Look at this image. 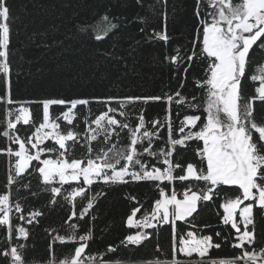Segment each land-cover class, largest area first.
Returning <instances> with one entry per match:
<instances>
[{"label": "trees", "instance_id": "trees-1", "mask_svg": "<svg viewBox=\"0 0 264 264\" xmlns=\"http://www.w3.org/2000/svg\"><path fill=\"white\" fill-rule=\"evenodd\" d=\"M6 4L9 8L8 63L11 71L8 79L11 98L14 102H27L24 106L31 112L29 124L21 122L17 125L16 133L21 139L27 140L42 122L41 101L87 99L88 105H77L74 110L76 119L72 124L61 122L62 132L68 129L80 134L87 132L91 121L111 107L117 111L110 115L127 123L129 128L137 127L142 115L145 127L141 134L145 130L158 132V136L151 138V151L157 155L144 153L139 157L148 165V170L154 166L164 171L168 167L163 163L165 156L160 154L161 150L165 153L171 150L168 159L173 166L180 165L174 167L173 176L186 174L188 163L195 164L198 169L201 167L198 149L203 147V142L188 140L184 145L173 148L169 143L166 118L171 120V139H180L189 131L190 126L185 127L184 133L179 131L186 115L196 114L201 116V121L206 120L207 87H199L196 82H203L209 74L210 58L201 55L202 43L197 42V56L191 61L187 59L193 50L192 41L198 29L202 30L200 20L206 10L211 11L206 0H201L199 17L196 15L197 0H6ZM105 16L115 28H110L108 35L98 41L95 39L96 28L107 27L108 22L103 20ZM83 26H87V31L82 30ZM158 33L166 34L167 41L159 39ZM260 43L257 41L249 51L245 76L241 80L240 103L251 100L252 119L257 124H264V101L254 99L258 96L255 89L260 82L250 79L251 75H258L264 65V49L259 47ZM172 57L178 58L173 61ZM7 87L4 75L0 74V97L6 95ZM177 92L186 98L185 103H176L179 99ZM169 96L173 97L170 105ZM149 97L161 99H143ZM189 103L199 105V108H190ZM18 107L20 103L0 102V133L6 128L7 112ZM69 107V104L52 105L50 114L55 118ZM120 112L125 115L121 116ZM154 121L159 122L155 129ZM200 126L198 122L197 129L192 130H198ZM116 132L119 136L114 133L108 142L102 136L93 141L91 155L94 157L112 144L121 150L130 144L129 129L117 128ZM255 136L254 133V139ZM54 144L52 140L47 147ZM148 145L145 138L137 149L142 152ZM9 146L14 151L19 148L18 144L0 134V149ZM31 151L34 153L35 149ZM70 151L76 158L88 155L83 139ZM50 155L52 158L57 156L56 153ZM16 160L15 156L0 152V194L11 193L10 219L13 226L12 239L9 240L7 226L0 225V252L22 244L18 251L25 264H49L53 256L56 261L70 257L80 242H53V238L71 234V225L76 226L77 236L90 234L85 253L95 255L96 264H100L101 259L106 264L170 261L213 264V261H230L241 253V249L232 246L238 243L236 230L231 223H223V205L227 199H234L239 194L238 186H222L223 191L216 189L211 200H199L196 210L186 220L176 221L173 225L157 219L155 227L144 229L128 223L135 209H139L135 212V219L140 222L146 214L152 213L155 202L162 197V190L169 196L175 190L177 199H183V193L189 186L192 192L199 194L206 187L205 183L191 178L161 182L134 181L126 177L127 183L98 180L87 186L82 180L62 186L59 183L45 185L35 170L36 161L17 176ZM124 163L122 160L121 165ZM134 168L139 171V165H134ZM10 176L14 183H9ZM80 185L86 189L83 196H77L75 200L71 197L65 199ZM51 187H60L61 192L53 194ZM89 201L92 207L81 218L80 212ZM16 202L21 206L20 212L15 210ZM249 203L253 204V224L248 226V230H255V242L251 248L259 250L264 248V209L254 201H244L240 207ZM73 211L75 216H72ZM33 213L40 215L34 216ZM236 220L243 232L239 210ZM19 227L28 232L26 239L19 235ZM138 232L148 234L140 244L122 243L127 236ZM189 232L198 238L211 236L213 244L218 243L220 247L211 248L203 258L197 254L186 256L179 249ZM109 248L115 251H108ZM0 264H11V257L0 255Z\"/></svg>", "mask_w": 264, "mask_h": 264}, {"label": "snow or ice", "instance_id": "snow-or-ice-1", "mask_svg": "<svg viewBox=\"0 0 264 264\" xmlns=\"http://www.w3.org/2000/svg\"><path fill=\"white\" fill-rule=\"evenodd\" d=\"M211 11H205L203 19L200 20L202 30L198 29L196 37L193 39V50L187 56L189 61L197 56L195 46L197 42L202 43L201 55L210 58L208 66V75L201 82L197 81V86L207 87L206 120L201 121V116L192 114L186 115L181 121L179 131L185 132V127H189V131L180 139H171V120L166 118L169 132V143L173 146L184 145L185 141L198 140L203 142V147L198 149L200 155L198 169L193 163H188L186 166V174L173 176L174 167H180L177 163L173 166L168 159L171 156V150L163 152L165 156L163 163L168 167L161 171L158 168L152 167L148 170V165L142 163L139 158L144 153L149 156H156L157 153L151 151V138L156 135V131L145 130L141 134V129L145 127L143 116L139 117V124L135 128H129L127 123H122L115 118L117 110L107 108L106 111L96 116L88 125L87 132L80 134L71 129L66 131L60 130V124L57 122L61 118L72 124L76 113L74 110L77 105H88L87 99H73L65 101L63 99H45L41 101L43 108L42 122L35 127V131L27 140L21 139L16 133L17 125L21 122L25 125L31 122V112L28 107L24 106L27 102H14L11 98L10 80V65L8 63V46L10 29L7 23L9 19V8L6 0H0V74L5 77L7 92L4 97H0V102L13 104L20 103V107L9 110L6 121V128L2 131L4 137L19 145L18 150H13L11 146L6 149H0V152H7L9 156L17 158L14 168L16 175L19 176L25 172L33 161L37 162L36 171L39 172L45 185H53L59 183L61 186L70 182H79L83 180V185L91 186L96 181L104 183H127L126 177L131 180H148V181H173L175 179L186 181L194 179L203 181L205 188L200 190V193L192 192L191 187L183 193V199H177V193L172 191L171 195L163 193L162 199L155 202V208L150 215L146 214L142 221L137 222V227L145 228L155 227L153 220L159 219L162 223H171L174 225L176 221L186 220L196 210L197 201L203 199L209 201L212 199V194L216 189H221L222 186H238V195L234 199H227L223 205L225 215L223 223L236 230V240L232 246L241 249V253L230 261H222L221 264H264V248L257 250L251 248L255 242V230H248V225L253 224V204L249 203L243 208L241 204L244 201H254L264 209V124H257L252 119V103L251 100L241 104V80L245 76L246 66L248 65L249 51L257 41H261L259 47L264 49V0H206ZM201 0H197L196 15L200 16ZM103 20L108 22L107 27L97 26L95 39L101 40L108 35L110 28H115L114 24L108 20V17H103ZM82 30L87 31V26H83ZM159 39L167 41L168 36L163 33L157 34ZM178 57H172L175 61ZM183 59L182 57H179ZM187 71V69H185ZM250 79L256 81L259 79L260 86L255 89L258 96L254 99L264 101V68L261 69V75L255 74L250 76ZM179 97L176 100L177 104L186 102V98L176 93ZM111 99V98H110ZM141 98H128V100ZM147 100H159L160 97L143 98ZM195 99V97H193ZM169 105L173 101V97L167 98ZM70 107L61 113V115L53 118L50 114V106L65 105ZM190 108H199V105L189 103ZM170 112V109H169ZM124 116V112H120ZM14 117V119H13ZM198 122L200 127L197 129ZM158 121L153 122L155 129ZM92 125H95L93 127ZM129 129L130 144L123 150L118 149L115 144H112L107 150H101L94 157L92 142L97 141L99 137H103L105 142L112 139V135L116 129ZM254 133L256 134L254 139ZM147 138L149 145L143 147V151L139 152L138 144H142ZM53 140L55 144L51 147H42L46 140ZM83 139L88 155L84 158H76L71 156V149H74L76 144ZM68 142H71L69 144ZM30 145V148L28 147ZM58 145V147H56ZM35 149L33 153L31 150ZM45 153H56V158L41 159ZM111 153V155H109ZM125 161L121 165V161ZM118 165H120L118 167ZM134 165H139V171L135 170ZM184 169H182V172ZM14 179L10 176L9 183H14ZM83 185L74 188L69 196L75 200L77 196H83L86 189ZM50 191L53 194L61 192L60 187H51ZM191 193V194H190ZM11 193L0 194V225L7 226V237L12 239L13 226L11 224L10 213L12 205L10 204ZM55 202L54 200L52 201ZM15 210L21 211L19 202H16ZM92 207L91 201L87 207H84L80 212V217L87 213ZM242 217L244 226L241 232L240 226L236 220V213ZM139 209H135V212ZM40 215V213H33ZM76 212H72L75 216ZM23 218V217H21ZM129 224H132L131 217ZM31 223V221H29ZM72 233L68 236L56 235L53 242L59 241L76 242L79 245L74 248V253L70 257H66L60 261H56L53 256L49 260V264H96L97 257L95 255L86 254L85 249L88 247L87 241L90 239V234L77 236L75 234V225H71ZM18 233L21 237L27 238L28 232L24 227L18 228ZM217 236L220 233H216ZM191 239H183L182 247L179 251L186 256H192L193 253H198L199 257L203 258L213 247L219 248L220 244H213L211 236H203L196 238L192 232L187 233ZM146 238V233L139 232L135 235H129L126 241L122 243L138 245ZM248 245L249 247H245ZM22 244L11 246L9 250L0 252V255L10 256L11 264H25V261L18 251L22 248ZM108 251H115L109 248ZM100 264H106L102 259ZM159 264V262H157ZM173 264H179L174 261ZM215 264V261H213Z\"/></svg>", "mask_w": 264, "mask_h": 264}, {"label": "rangeland", "instance_id": "rangeland-1", "mask_svg": "<svg viewBox=\"0 0 264 264\" xmlns=\"http://www.w3.org/2000/svg\"><path fill=\"white\" fill-rule=\"evenodd\" d=\"M262 68H264V65H263V67ZM261 75V71L259 72V74L257 75V76H260ZM258 81H259V79H258ZM260 82V81H259ZM259 86H260V84H259ZM82 181V180H81ZM81 181H79V182H81ZM79 182H75V181H73V182H70V183H68V184H71V183H79ZM163 198V196L161 197V199ZM197 205H198V201H197ZM197 208V207H196ZM194 213V212H193ZM192 213V214H193ZM253 215V214H252ZM131 219H132V224H131V226H135V225H137V220L135 219V215H133L132 217H131ZM170 222H171V218H170ZM129 223V222H128ZM152 223L155 225V220H153L152 221ZM130 225V224H129ZM142 226V225H141ZM249 226V225H248ZM143 227V226H142ZM144 229H146L145 227H143ZM148 228H151V227H148ZM139 233V232H138ZM137 234V233H136ZM133 235H135V234H133ZM146 236H148V234L146 233ZM187 239H191V238H187ZM182 253V252H181ZM184 254V253H183ZM193 254H197L198 255V253H193ZM221 262L222 261H220V262H218V263H216V261H215V264H221ZM213 263V262H212ZM135 264H157V262H153V263H135ZM159 264H173V262H159Z\"/></svg>", "mask_w": 264, "mask_h": 264}, {"label": "built area", "instance_id": "built-area-1", "mask_svg": "<svg viewBox=\"0 0 264 264\" xmlns=\"http://www.w3.org/2000/svg\"><path fill=\"white\" fill-rule=\"evenodd\" d=\"M75 119H76V116H75ZM75 119H74V120H75ZM74 120H73V122H74ZM57 122L60 124V130H61V122H64V123L67 124V122L64 121L62 118H61L59 121H57ZM50 141H52V140H51V139L46 140V141L44 142V144L42 145V147L47 146V145L50 143ZM50 154H52V153H45L44 155H42L41 159H42L44 156H51Z\"/></svg>", "mask_w": 264, "mask_h": 264}, {"label": "crops", "instance_id": "crops-1", "mask_svg": "<svg viewBox=\"0 0 264 264\" xmlns=\"http://www.w3.org/2000/svg\"><path fill=\"white\" fill-rule=\"evenodd\" d=\"M188 238H190V237H188ZM196 238H198L197 236H196ZM207 255V254H206Z\"/></svg>", "mask_w": 264, "mask_h": 264}, {"label": "bare ground", "instance_id": "bare-ground-1", "mask_svg": "<svg viewBox=\"0 0 264 264\" xmlns=\"http://www.w3.org/2000/svg\"><path fill=\"white\" fill-rule=\"evenodd\" d=\"M48 145H49V144H48ZM48 145H47V146H48ZM47 146H44V147H47Z\"/></svg>", "mask_w": 264, "mask_h": 264}]
</instances>
